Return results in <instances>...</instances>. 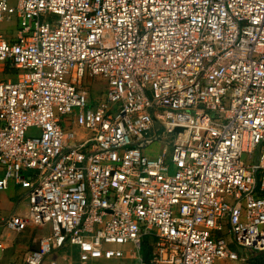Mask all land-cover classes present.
<instances>
[{
  "label": "built area",
  "instance_id": "obj_1",
  "mask_svg": "<svg viewBox=\"0 0 264 264\" xmlns=\"http://www.w3.org/2000/svg\"><path fill=\"white\" fill-rule=\"evenodd\" d=\"M1 73L7 264L264 260V0H0Z\"/></svg>",
  "mask_w": 264,
  "mask_h": 264
},
{
  "label": "crops",
  "instance_id": "obj_2",
  "mask_svg": "<svg viewBox=\"0 0 264 264\" xmlns=\"http://www.w3.org/2000/svg\"><path fill=\"white\" fill-rule=\"evenodd\" d=\"M155 149H153L150 154H154L159 147V144H155ZM27 208V200L25 198V190L21 187L10 184V186L0 192V211L3 216L8 214H24ZM27 230V231H26ZM22 232H14L5 228H0V241L2 242V252L0 257V264H7L9 262H18L21 260L24 253L36 247L37 238L40 235L48 233V227L43 228H28ZM22 234L23 241H16V235ZM226 239L229 242L231 249L236 250L239 254L242 251L236 249V246L232 243L231 238L226 234ZM250 259L257 261V254L249 252ZM48 260H53L55 264H79L77 258V249L75 246L65 245L60 247L50 254L47 255ZM93 264H107L104 260H99ZM258 264V263H256Z\"/></svg>",
  "mask_w": 264,
  "mask_h": 264
},
{
  "label": "rangeland",
  "instance_id": "obj_3",
  "mask_svg": "<svg viewBox=\"0 0 264 264\" xmlns=\"http://www.w3.org/2000/svg\"><path fill=\"white\" fill-rule=\"evenodd\" d=\"M10 1L15 2V0H10ZM6 33H9V31H7ZM9 77H12V75L9 73H7L6 75L2 73L0 74V78H9ZM84 84H85V87L88 89L89 96H94V95L99 96L104 91V88H105V81L101 78H96V77H88V76L85 77ZM155 144H153L152 149L156 148ZM22 237H23L22 234L18 233V235H16V241H23ZM236 249H239V251L243 252L242 248L238 246L236 247ZM248 253H249L248 251L245 253L248 258V260L246 261V264H256V263L264 264V260L261 258L259 254H257V257H258L257 261H255L254 259H250V255ZM1 254L2 252L0 251V257H1ZM106 263L107 264H120V262H111V261L106 262Z\"/></svg>",
  "mask_w": 264,
  "mask_h": 264
},
{
  "label": "water",
  "instance_id": "obj_4",
  "mask_svg": "<svg viewBox=\"0 0 264 264\" xmlns=\"http://www.w3.org/2000/svg\"><path fill=\"white\" fill-rule=\"evenodd\" d=\"M176 130H179L178 128Z\"/></svg>",
  "mask_w": 264,
  "mask_h": 264
}]
</instances>
